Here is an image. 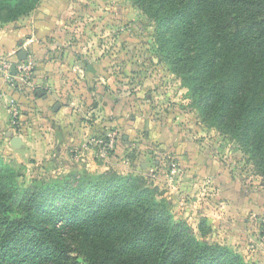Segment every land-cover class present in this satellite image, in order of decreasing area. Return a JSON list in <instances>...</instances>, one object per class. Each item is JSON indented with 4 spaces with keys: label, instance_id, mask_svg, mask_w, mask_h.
I'll return each mask as SVG.
<instances>
[{
    "label": "rangeland",
    "instance_id": "374dc122",
    "mask_svg": "<svg viewBox=\"0 0 264 264\" xmlns=\"http://www.w3.org/2000/svg\"><path fill=\"white\" fill-rule=\"evenodd\" d=\"M20 18L38 25L20 63L30 65L33 87L49 99L46 115L29 99L21 102L12 134L28 144L14 149L0 133V156L19 180L72 172L141 176L198 238L205 218L208 239L247 262L261 252L264 264V173L240 143L203 122L160 58L153 21L131 0H40ZM44 117L50 125L40 124Z\"/></svg>",
    "mask_w": 264,
    "mask_h": 264
},
{
    "label": "trees",
    "instance_id": "16d2710c",
    "mask_svg": "<svg viewBox=\"0 0 264 264\" xmlns=\"http://www.w3.org/2000/svg\"><path fill=\"white\" fill-rule=\"evenodd\" d=\"M40 0H0V24ZM153 21L160 58L207 127L264 173V0H131ZM0 156V264H256L173 218L141 176L67 173L24 184Z\"/></svg>",
    "mask_w": 264,
    "mask_h": 264
},
{
    "label": "crops",
    "instance_id": "0c3cea01",
    "mask_svg": "<svg viewBox=\"0 0 264 264\" xmlns=\"http://www.w3.org/2000/svg\"><path fill=\"white\" fill-rule=\"evenodd\" d=\"M21 17L24 18L25 15ZM30 21L32 23L30 24L28 23V25H25L27 24L25 23L27 21L26 20L22 21L21 18H18L13 22L0 24V61L1 59H5L11 64L12 74L17 73L15 70L17 62L19 63L22 62L21 59L24 56L22 46L27 47L30 46L31 44L34 45V40L37 39L38 37V31L36 29L37 28L36 26L38 25L35 23L36 20H30ZM33 80L35 81V73L30 74V79L26 82V87L20 86L18 84L16 88H12V85L10 84L8 77L0 74V133L2 131V133H4V136L9 138L8 142L10 145L12 138L15 136L14 134H12V132H14L15 131L14 128H16L11 125V116L9 113V103L11 100H15V102H17L19 110H21V105L22 103H24L23 100L29 99V101L27 102H30V106H35V104L40 107L42 106L41 107V110L43 111L42 114L46 115L45 109L47 108V101L49 98L48 96H46L47 94L44 91L35 89L33 87L32 85ZM57 109H58V105H55L54 111H56ZM60 109H61L60 111H62L65 108L62 107ZM31 110L34 111L35 109L32 108ZM63 112L64 111H62V113ZM35 122L33 121L32 124L31 122H27L28 124H26L25 126V128H27L26 136H28V134L31 132L29 127L32 126L33 123ZM39 122L44 126L50 125V123L47 122L46 117L39 118ZM50 134L51 132L48 133V136ZM70 134H71V140L77 141L75 137L78 134V131L75 129ZM19 137H21L23 144L25 145L26 143L28 144V141L26 140L25 136L19 134ZM67 139H69V137ZM78 148H79L78 150H81L82 152L85 150V148L83 147H78ZM72 155L74 156L75 154ZM261 256L262 253L260 252L259 254H257V259L261 258ZM257 259L254 258L253 261H255L254 263L259 264V260Z\"/></svg>",
    "mask_w": 264,
    "mask_h": 264
},
{
    "label": "built area",
    "instance_id": "2783aa9c",
    "mask_svg": "<svg viewBox=\"0 0 264 264\" xmlns=\"http://www.w3.org/2000/svg\"><path fill=\"white\" fill-rule=\"evenodd\" d=\"M11 70H12L11 64L5 59H1L0 74L8 77V80L12 85V88H16V86H18V82H17L18 80L28 81L30 79V74H31L30 65L26 66L24 63L17 64L15 67L17 73L14 74L11 73ZM9 113L11 116V125L17 127L19 123L18 120H19L20 110L15 100H11L9 103Z\"/></svg>",
    "mask_w": 264,
    "mask_h": 264
},
{
    "label": "water",
    "instance_id": "95a60500",
    "mask_svg": "<svg viewBox=\"0 0 264 264\" xmlns=\"http://www.w3.org/2000/svg\"><path fill=\"white\" fill-rule=\"evenodd\" d=\"M10 143H11L12 147L19 149L22 146L23 141H22L21 137L14 136Z\"/></svg>",
    "mask_w": 264,
    "mask_h": 264
}]
</instances>
